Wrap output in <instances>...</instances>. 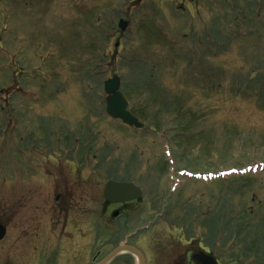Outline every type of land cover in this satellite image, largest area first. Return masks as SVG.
Listing matches in <instances>:
<instances>
[{"label": "rangeland", "instance_id": "rangeland-1", "mask_svg": "<svg viewBox=\"0 0 264 264\" xmlns=\"http://www.w3.org/2000/svg\"><path fill=\"white\" fill-rule=\"evenodd\" d=\"M115 75L140 128L106 111ZM110 180L144 192L122 235L95 215ZM59 192L89 225L64 228ZM0 223V264L69 263L117 226L149 264L199 242L264 264V0H0Z\"/></svg>", "mask_w": 264, "mask_h": 264}, {"label": "flooded vegetation", "instance_id": "flooded-vegetation-1", "mask_svg": "<svg viewBox=\"0 0 264 264\" xmlns=\"http://www.w3.org/2000/svg\"><path fill=\"white\" fill-rule=\"evenodd\" d=\"M139 200L134 201H128L124 203H114L111 201H108L106 198H104V201L101 204L100 212L99 214H95L101 221L100 225L111 223L113 224V220L117 219L119 217H123L124 225L121 227V235L123 232L129 231V221L132 220V213L130 212L132 208L139 204ZM56 201L58 204H54L55 210L58 211L59 217H64L66 222H64V228L67 229V224L69 223V220L71 219L74 223H76L78 226H87L89 225V218H90V207H89V201L86 197H79V198H72L71 196L65 197L62 192H59L56 196ZM77 210V213L75 214L74 210ZM142 218V215L140 216ZM70 222V223H71ZM1 224V223H0ZM6 227L5 224H2ZM149 225L146 226L145 230H148ZM115 230V232L113 231ZM82 235H79L78 239H84L86 238L85 230H80ZM120 232V229H110L106 230V235H108L109 238H105L108 242L96 246L98 249L92 254V252L86 248L90 249V246L84 244V241H79V243L72 245L69 247L68 252L70 251L72 254L70 255V261L69 263L60 262L58 261V255H56V261L52 259L53 264H70L71 262L75 261H86L85 264H101L104 262L108 257L115 252L118 248H133L140 252L142 254V257L144 258V264H149L148 259V253L144 250H142L137 245V236H135V233H126L123 239H121V235L118 238V241L115 243V241L111 238V236L114 235L115 237ZM104 233V232H103ZM100 237V238H102ZM77 246V247H76ZM96 249V248H95ZM210 253L211 250L209 248L203 247L201 245V242L198 243V248H190L186 251V255L184 256V259L180 261L177 264H201L200 261L194 259L195 255H198L200 253ZM87 259V260H86ZM43 261V260H42ZM41 261V262H42ZM138 263V256L132 251V250H124L116 255H114L109 261H107L104 264H137Z\"/></svg>", "mask_w": 264, "mask_h": 264}, {"label": "water", "instance_id": "water-1", "mask_svg": "<svg viewBox=\"0 0 264 264\" xmlns=\"http://www.w3.org/2000/svg\"><path fill=\"white\" fill-rule=\"evenodd\" d=\"M128 22L121 20L119 27L125 30ZM119 44L117 43L116 46ZM121 78L115 76L106 80L105 91L108 94L107 97V112L113 118L121 119L128 125H134L138 128L142 127V123L139 122L138 118L128 110V100L121 91ZM143 195V190L133 182H120L110 180L106 184L104 196L107 200L114 203H123L127 201L137 200ZM6 235V227L0 224V240ZM124 250H132L139 257V264H144V258L142 255L133 248H118L113 252L108 259L101 264L109 261L114 255ZM194 259L201 262V264H218L215 257L207 254L200 253L194 256Z\"/></svg>", "mask_w": 264, "mask_h": 264}, {"label": "trees", "instance_id": "trees-1", "mask_svg": "<svg viewBox=\"0 0 264 264\" xmlns=\"http://www.w3.org/2000/svg\"><path fill=\"white\" fill-rule=\"evenodd\" d=\"M248 231L251 232L250 229H248ZM253 244H256V242H255V243H252V244H249V245L247 246V248H250V249H251V247L253 246Z\"/></svg>", "mask_w": 264, "mask_h": 264}]
</instances>
